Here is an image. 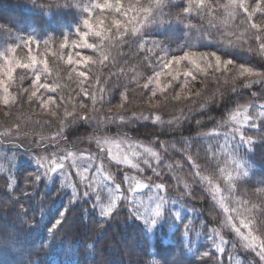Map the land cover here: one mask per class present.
Listing matches in <instances>:
<instances>
[{"label":"trees","instance_id":"trees-1","mask_svg":"<svg viewBox=\"0 0 264 264\" xmlns=\"http://www.w3.org/2000/svg\"><path fill=\"white\" fill-rule=\"evenodd\" d=\"M94 1L0 0V8L12 19L0 16V25L9 30L0 31V62L10 63L3 59L5 52L13 57L12 71L0 67V138L5 132H13L32 140L25 150H8L0 145V242L9 243L7 248L0 244V264H253L254 260L261 264L256 252L237 246L240 236L232 228H222L221 221L233 216L242 234L251 231L264 239V223L254 211L264 189V139H260L264 127L243 126L249 115L255 123H264V83L250 80L256 76L241 75L239 71L243 65L264 73V54L259 52L256 39L264 31L251 27V23H257L264 29V12H254L249 20L241 9H225L223 5L229 0H215L221 7L201 19L195 11L191 15L183 13L188 0H172L173 6L165 8L153 23L139 13L141 23H126L122 15L106 12L121 22L122 35L117 40V29L112 28L101 40L82 23L86 18L83 6ZM121 2L127 7L137 0ZM140 2L147 4L148 0ZM257 2L245 0L249 11ZM97 13L100 11L93 16ZM177 13L185 16L184 23L177 20ZM78 26L82 36L89 33L82 45L95 47L67 45L75 44ZM209 32L211 40L206 38ZM29 36L39 42L30 45L36 54L45 46L40 64L32 61L36 54L31 52V58L27 57L30 46L23 41ZM56 45L58 52L51 53ZM156 45H162L163 51ZM10 48L16 51L9 52ZM69 52L76 53L78 60L83 57L82 66L68 70ZM192 52L215 53L223 64L206 73L198 69L193 79L182 74L179 80L186 82H182L185 87L179 86L178 94L171 91L164 96H146L151 73L156 77L166 61ZM228 59L233 63L225 65ZM39 84L53 86L52 95L61 97L62 108L56 118L43 115L38 107L43 104L40 99L47 97L45 87ZM149 99L154 111H141ZM83 101L89 112L105 118L104 124L113 122L114 116L121 117L120 124L107 127L99 135L152 148L157 156L147 157L148 163H139L143 171L110 163V181L97 172L91 159L78 162L80 170L83 168L81 180L71 176L76 191L68 178L47 177L33 160L44 150L57 160L63 151L73 148L95 157V145L86 143V138L95 134L94 128L81 122L79 105ZM114 104L120 109L107 113L105 109ZM236 112L238 122L226 124ZM233 128L243 131L245 139L254 143H240L239 134L232 135ZM237 164L248 175L230 180L237 175ZM131 171L143 184L161 185L163 193L147 188L134 194L132 186L124 183ZM85 191L89 193L87 198ZM97 194L100 205L95 204ZM113 203L112 212L102 216L101 207ZM161 203L166 209L165 218L151 229L136 218L134 209L144 211L139 205L154 209ZM62 212L74 223L66 230L63 224L53 230ZM241 220L249 228L242 227ZM220 248L225 251L221 253Z\"/></svg>","mask_w":264,"mask_h":264},{"label":"rangeland","instance_id":"rangeland-1","mask_svg":"<svg viewBox=\"0 0 264 264\" xmlns=\"http://www.w3.org/2000/svg\"><path fill=\"white\" fill-rule=\"evenodd\" d=\"M94 3H103V0H95ZM98 10V9H97ZM95 10V11H97ZM99 11V10H98ZM95 13V12H94ZM8 12H5L2 10V8H0V16L7 18L9 21H12V19L10 18V16H8ZM103 19L104 20V25L100 26L98 25V20ZM115 18L110 17L105 13L101 14V13H97L95 16H92V24L96 25L97 27H104L107 28L106 26L111 25V22L114 20ZM117 20V19H115ZM15 22V21H13ZM37 33V32H35ZM82 31H79V33H75V47L73 46L74 44H67L69 47L72 48H76L78 47V44L80 43L81 47H82V41L85 40V38L82 39ZM67 42V41H66ZM30 46V45H27ZM30 49V50H29ZM59 48L58 45L54 46V48L50 51L52 52H58ZM232 52L231 49H228ZM41 49H38V52L36 54V51H32V46L28 47L26 50V53H28V58H31V52L32 54H36L35 56H32V61L36 62L37 64H40L43 59H44V55H45V46L42 47V51L40 54ZM79 55V53H77ZM190 54V53H189ZM10 54H8V58L10 63L8 64H2L0 62V67L4 70L9 71V69H11V71L13 70L12 67V61H13V57L10 56ZM38 56H39V60H38ZM183 56V55H182ZM78 56L76 55V53H72L69 52L68 58L70 59V63L68 64V70L69 69H74L75 67H80L82 66L81 63H83V57L81 56L80 59L78 60L77 58ZM181 57V56H180ZM4 59V58H3ZM178 58H171L170 60H176ZM38 60V62H37ZM168 60V61H170ZM227 61V60H226ZM217 61L215 60L214 57H211L210 55H208L207 59H200L199 56L197 57H192L189 56L188 59L186 60H180L179 63H172V64H166L165 66L158 72L157 76L154 77L155 73H151L149 78L151 79L150 82V87L146 88V96L149 98H153L154 94L156 95H162L164 96L165 94L171 92V91H175L176 94H178L179 90L181 89V87H185L184 83L186 82V80H182V78L179 80V78L181 77L182 74H184L183 76H191L193 79L194 75L193 72H197L199 71L198 69H202L203 73H206L207 70L213 68H217ZM223 63H220V65L222 66ZM225 65H229L224 63ZM34 65V63H32L29 66ZM195 69V71H194ZM201 72V73H202ZM256 72V71H255ZM249 76V75H248ZM250 76H256V75H250ZM190 79V81H191ZM255 79V81L259 80V77L256 76V78H251L250 80ZM184 82V83H182ZM179 86H181L179 88ZM55 89L53 86H49L46 85L45 87V92H44V96H47L46 98L40 99V101H43V104H40L38 107L42 108V110L44 111L42 114H48V116H54L56 118L57 113L60 114V111L58 112L59 108H62V106L60 105V100L61 97L59 96V98H55L52 94L54 92ZM127 94L123 95V99H122V103L125 100V96ZM57 97V95H56ZM145 97V96H144ZM85 98V97H84ZM144 102V101H143ZM145 104L147 105L146 107H140L141 111L144 112H153L154 110L151 109L153 102L148 100L145 101ZM151 104V105H150ZM79 110H81V122L82 123H87V125L89 124L92 128H94V132L95 134L92 136H89L88 138H86V143H89L90 145L93 143V145H95V150H93L95 159H91L90 157H93L92 154L88 155V153L84 152H80L79 149L77 148H73L70 151H63L64 155L57 160L56 158H52L53 153L49 154L48 152H46L44 150V152H40L37 153V155L39 156H34L33 160L34 162L44 171V173L47 175V177L49 176H54L57 175L62 179H66L68 178L69 182L71 183V186L73 187L72 190L76 191L75 186H73L72 182V178L71 176H74L76 178V180L80 181V173L81 171H83V168H79L78 166V162H84L86 160H90L91 162L94 161L96 164V168L99 169V173L101 174V176H103L104 180L106 181H110V175L111 172L113 171L110 167V163L111 164H117L119 166H122L123 168H129L131 170H136V169H140L143 171V169L141 168L140 164H143V162L146 160L147 161V157L152 156L150 155V153H145L142 154L139 157L136 156H131L129 155V159L131 160V162L133 164L138 165L137 168H133L131 167L129 164L126 163H117L114 159L109 158V151L111 150L112 155L115 156L120 152V149H117L116 144H120V148L124 149V153H121L120 158L123 159V154H126L128 152V145H133L136 146L130 142H128L126 139H122L119 137H110L106 135H99L100 132L104 133L105 129H107V127L109 126H113L114 125H118L120 124L121 117L120 116H114L116 117V119L113 122H108L106 124H104V122L106 121L104 117H100L99 115L96 116L97 114L91 113L89 112L87 103L85 101H83L80 105H79ZM156 108V107H155ZM120 109L119 105L116 106V104H114L113 106L108 107V109H105V111L107 113H110L114 110ZM143 109V110H142ZM155 113V112H154ZM239 113V112H236ZM145 115L147 113H144ZM70 116H73L70 114ZM53 118V119H55ZM129 120H132L129 119ZM128 121V120H127ZM128 138V137H126ZM129 140H132L130 138H128ZM80 140V139H79ZM0 145L4 146V148L8 149V150H12V149H23L25 150L26 148L31 146L32 140L31 141H27L26 139H24L22 137V135H20L19 133H13V132H5L2 135V138H0ZM105 141H108L107 143H105ZM143 148H147L145 146L143 147H136L135 150H141L143 151ZM101 149H103V151H101ZM153 151L152 148H149ZM88 151V150H87ZM89 152V151H88ZM69 153H71V155H69ZM36 154V153H35ZM89 156V157H88ZM22 161L24 157H21ZM137 158H139L137 160ZM155 161H157V159H155ZM93 162V163H94ZM57 165H63V167H57ZM158 168H161L162 166H160L159 164ZM164 167V166H163ZM162 167V169H163ZM53 169H55V171H53ZM166 169V168H165ZM164 169V170H165ZM87 170V169H86ZM135 172V171H134ZM113 173V172H112ZM131 177L128 178H124V183L125 185H127L128 187L132 186L131 189H133L134 194L139 193L138 191H145L147 188L149 189H155L157 192H161L163 193V187H160L159 190L157 189L156 185H150L147 184V187L145 188H137V184H143L140 180V177H136L134 176V173L131 171L129 172ZM110 177V178H105V177ZM145 182V181H144ZM146 185V184H145ZM216 188V191H218V188ZM132 194V195H134ZM131 195V197H132ZM254 211L256 212V214H258L260 217H258V219L260 221H262L264 223V220L261 218V212H260V208L258 206L254 207ZM65 213V212H64ZM219 214V213H218ZM222 215V214H221ZM60 219V216H59ZM262 222L260 223L262 226ZM74 221L72 220L71 216L67 217V214L65 213L62 223L60 225H62L63 228L68 229L69 226L71 227L73 225ZM1 245L6 246V248L8 247L9 243L7 241H3L0 242ZM4 258L7 259V256L4 255ZM9 258V257H8ZM7 263V262H6ZM8 264V263H7Z\"/></svg>","mask_w":264,"mask_h":264},{"label":"snow or ice","instance_id":"snow-or-ice-1","mask_svg":"<svg viewBox=\"0 0 264 264\" xmlns=\"http://www.w3.org/2000/svg\"><path fill=\"white\" fill-rule=\"evenodd\" d=\"M68 7H71L72 5H66ZM172 0H148L147 4L141 3L140 0H137L136 4L133 5H129L127 7H125V5L121 2V0H104L103 3H88L85 4L82 8V11L86 14V18L83 19L82 23L84 25V27L86 29H89V32H93V34L99 38H101V40L105 39L104 36V32L105 31H111L112 28L117 29V32L115 33V37L117 40L120 39L122 33L119 31L122 27L121 22L119 20H113L111 22V25L108 26L107 28L104 27H97L96 25H93L91 22V17L93 16L95 10H99L101 14L108 12V13H112L115 12L118 15H122L126 21V23H132L134 20L136 23H141V20L138 18L137 14H141L144 18L145 21H147L148 23H153L155 22V20L157 19L158 16L162 15L164 12L165 8L168 7H172ZM76 7H80L79 4L76 5ZM179 7V6H177ZM221 7V5L216 4L215 0H188V6L183 8V13L184 14H188L191 15V13L193 11H195V14L197 16H199L201 19H205L209 16L212 15V12L218 8ZM223 7L225 9H231V10H236V9H241L244 11V13L249 17V20L251 19V16L254 12L256 11H262L264 12V0H258V2L255 5V8L252 9V11H249V5H247L245 3V0H229V2L227 4H224ZM129 13H131V15H129ZM177 20L181 23H184L185 20V16H182L180 13H177ZM209 23L211 24V20L209 21ZM98 25L103 26L104 25V20L100 19L98 20ZM214 27V25H212ZM185 27H191L190 24H185ZM251 27L253 29H257L258 31H264V29H262L261 25H258L257 23H251ZM0 31H9L5 26L0 25ZM80 29L79 26L77 27V33H79ZM124 32H127V27L124 26ZM89 33L85 32L83 38H86L87 35ZM208 39H212V34L211 32H209L207 34ZM49 39H51V37H49ZM256 39L259 41V52L264 54V35H257ZM24 44L26 45H32L33 43H39L37 40L31 38L30 36L28 37V39L23 41ZM44 43L47 44L48 40H44ZM66 44H61V47H65ZM75 47V44L73 45ZM82 46H87L89 48L95 47L94 44H87V45H82ZM157 47H160L161 50L163 51V47L162 45H156ZM18 47V46H17ZM30 50V49H29ZM9 52H15L16 49L15 48H10L8 50ZM255 51V50H253ZM189 55H191L192 57H197L199 56L200 59H204L206 60L208 55H212L214 56L215 60L217 61V68L219 67L220 63H221V57L219 55H216L215 53H211V54H205V53H197V52H192V53H185L183 56L179 57L176 60H170L167 61V64H172V63H179L180 60H186L188 59ZM3 58L5 59V62L8 63L9 58H8V52L3 53ZM105 59H107V57H105ZM71 62V61H70ZM224 63L226 64H232L233 60L228 59L227 61H224ZM11 71V69H9V72ZM240 74L244 75V74H248V75H256L259 77V80L256 82L259 83H264V73H258L255 72L252 68L249 67H244L243 65L240 67L239 69ZM83 75V73H81ZM37 81H39L40 77L37 76ZM2 83V82H0ZM38 87H46V85L43 84H39ZM145 87H147V85H145ZM33 95H35V92H33ZM237 115H239V113H236L234 115H232L230 117V121L226 122L230 123V122H238L236 120ZM261 118L262 120H264V105H261ZM244 127H250L253 129H259L261 127H264V123L262 124H257L254 122V119L252 116H246L244 119ZM239 134V141L242 144H247L249 146H251L254 142L245 139V133L243 131H240L239 129H232V135L235 137V135ZM208 135H211V133H209ZM260 139H264V134H262L260 136ZM108 141H105V143H107ZM163 146V145H162ZM117 149H120V152L113 156L111 150L109 151V158L114 159L118 164L119 163H126L129 164L131 167L133 168H137L138 165L133 164L131 162V160L129 159V155L131 156H136L139 157L141 155L140 152H137L135 150L136 147H143L142 145H128V152L126 154H123V159L120 158L121 153H124V149L120 148V144H116ZM101 151H103V149H101ZM143 151L145 153H150V155H152L153 157L157 156V153L152 151L149 148H143ZM69 155H71V153H69ZM91 159H95V157H91ZM193 158L191 156H189V160H192ZM194 162V161H193ZM144 163H148V161H144ZM57 167H63V165H57ZM92 165L89 164L88 168H91ZM237 168V175L236 177H229L230 180H239L241 177H246L248 175L247 171H242L241 169L243 168V166L241 164H237L236 165ZM53 171H55V169H53ZM100 170L97 169V172H99ZM221 171H223V169H221ZM159 175V173H157ZM110 178V177H105ZM147 187V185L145 184H137V188H145ZM157 189H159L161 187V185L157 184L156 185ZM76 193L75 191L73 192V197H76ZM84 196L87 198L89 197V193L87 191H85ZM260 199H259V208H260V212H261V216L264 217V189L261 190L260 194ZM242 203H246V202H242ZM95 204L100 205L101 204V197L99 194H97L96 198H95ZM221 205L223 207V200L221 201ZM113 207H115V204H110L107 208L101 207V215L102 216H106L109 215L112 212ZM138 207H143L144 211L141 212L137 209H134V214L136 216L137 219L143 220L144 224L151 229L160 219L165 218V213H166V209L163 207V203L158 204L154 209L150 208L147 205H139ZM225 212H228L229 209L228 208H224ZM236 211V210H233ZM65 213L62 212L60 214V219H58L56 221V223L52 226V229H56V227L58 225H60L62 223L63 217H64ZM176 214V218H177ZM235 220V217L233 216H227L225 217L222 221H221V227L224 229H228V228H232L235 230V232L237 233V235L240 236V242L237 245L238 247H241L245 250H251L253 252H256V255L259 257V260L261 262V264H264V239H260L257 236L253 235L251 233V231L248 232L247 235H244L241 233L240 228L236 227V225L233 223V221ZM241 226L244 228H249V224L244 221L241 220L240 221ZM188 230V226L185 225V231L187 232ZM216 235H219V233H216ZM261 237H264V229L261 230ZM258 249V251H257ZM219 251L221 253H223L225 251L224 248H220ZM253 264H255V260L253 261Z\"/></svg>","mask_w":264,"mask_h":264}]
</instances>
